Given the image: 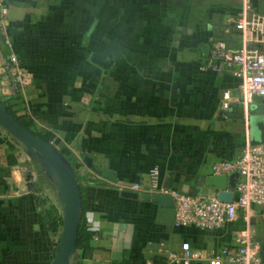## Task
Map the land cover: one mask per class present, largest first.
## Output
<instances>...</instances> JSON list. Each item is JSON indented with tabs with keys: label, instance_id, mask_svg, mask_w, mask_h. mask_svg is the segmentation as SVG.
Instances as JSON below:
<instances>
[{
	"label": "crops",
	"instance_id": "1",
	"mask_svg": "<svg viewBox=\"0 0 264 264\" xmlns=\"http://www.w3.org/2000/svg\"><path fill=\"white\" fill-rule=\"evenodd\" d=\"M0 1L9 39L0 50L15 52L33 76L17 113L29 115L31 129L46 133L79 176L91 236L74 264H173L164 248L179 250L183 241L199 254L191 264H208V252L232 245L242 228L264 257L258 205L218 228L177 226L158 217L173 197L150 189L217 196L206 183L212 162L249 142L248 107L264 100L243 101L239 77L203 65L210 36L240 46L224 27L241 0ZM251 4L264 13V0ZM20 149L0 126V264H49L43 198L52 183L37 164V181H23Z\"/></svg>",
	"mask_w": 264,
	"mask_h": 264
},
{
	"label": "built area",
	"instance_id": "2",
	"mask_svg": "<svg viewBox=\"0 0 264 264\" xmlns=\"http://www.w3.org/2000/svg\"><path fill=\"white\" fill-rule=\"evenodd\" d=\"M8 7L0 1V39L9 42L7 32ZM225 31L235 30L240 46L232 47L225 39L209 37L210 45L203 59V65L216 73L229 71L242 80L240 96L250 101L254 96L264 100V13L254 11L251 0H241L240 8L224 27ZM33 80L32 73L24 69L15 52L7 54L0 50V98L15 103L19 109L26 103L25 88ZM229 90L222 92V107L227 108L230 100ZM25 149H20L15 169L23 174V181L32 184L37 180L33 167L35 161ZM238 171L239 176L233 187L230 201L217 196L195 195L175 188L150 187L167 193L174 200L173 223L177 226L191 225L202 229H213L236 216L239 209L249 210L252 204L260 207V218L264 225V143L247 142L239 155L231 159H217L211 164L212 174H229ZM140 187L139 183L133 184ZM264 232V226H263ZM162 248V247H160ZM168 263L191 264L199 256L187 241L179 250L164 248ZM257 241L247 228L238 229L233 236L232 245H221L211 249L206 255L208 264H264V257Z\"/></svg>",
	"mask_w": 264,
	"mask_h": 264
},
{
	"label": "water",
	"instance_id": "3",
	"mask_svg": "<svg viewBox=\"0 0 264 264\" xmlns=\"http://www.w3.org/2000/svg\"><path fill=\"white\" fill-rule=\"evenodd\" d=\"M242 106L239 105V108ZM226 113V112H224ZM239 117L244 121L242 112ZM249 142L264 143V103L250 104L248 107ZM0 126L24 145L25 151L34 158L43 173L52 183L61 206V228L56 250L49 264H74L77 252V230L82 211V197L79 181L71 160L64 155L59 146L45 140L21 124L0 103ZM239 176L238 171L229 174H210L206 183L213 185L220 200L230 201L233 187ZM123 195L137 197L133 191H122ZM148 197L149 195H141ZM174 200L158 209L159 220L173 222Z\"/></svg>",
	"mask_w": 264,
	"mask_h": 264
},
{
	"label": "trees",
	"instance_id": "4",
	"mask_svg": "<svg viewBox=\"0 0 264 264\" xmlns=\"http://www.w3.org/2000/svg\"><path fill=\"white\" fill-rule=\"evenodd\" d=\"M0 103L21 124L26 126L28 129H30L31 131H33L35 134H37L38 136L42 137L43 139L49 140L48 135L46 133L31 129V127H30L31 118L26 113L18 114L17 113L18 109L17 108H13L15 106V103L11 102L9 99L8 100H4V99H1V98H0ZM32 159L34 160L33 157H32ZM35 163H36V161H35ZM72 164H73V162H72ZM73 166H74V164H73ZM38 167L42 171V169L40 168L39 165H38ZM76 176H77V179L79 180V176L77 174H76ZM43 217H44V219L46 221V225H47L48 230L50 232H55L58 229V227L60 226V224H61V215L58 213V210H57V208L54 205H50L49 207H46L44 209ZM90 236H91V231L88 229V227L85 224V222L83 221V218H82V215H81L80 221H79L78 230H77V249L85 248L88 245Z\"/></svg>",
	"mask_w": 264,
	"mask_h": 264
},
{
	"label": "rangeland",
	"instance_id": "5",
	"mask_svg": "<svg viewBox=\"0 0 264 264\" xmlns=\"http://www.w3.org/2000/svg\"><path fill=\"white\" fill-rule=\"evenodd\" d=\"M10 134V133H9ZM11 135V134H10ZM11 137L13 138V140L15 141V143H17V145L23 149L24 148V145L18 141L15 137H13L11 135ZM33 161V160H32ZM33 167L34 169L36 170L37 174L39 172L38 168H37V165L36 163L33 164ZM37 181V180H36ZM35 183V182H33ZM47 190V192L45 193V198H43L45 201H47V207H49L50 205H54L57 210H58V213L61 215V206H60V201H59V198L57 196V193L53 187V185L50 186L49 185H45L44 186ZM60 228H61V224L60 226L58 227V229L55 231V232H52L51 235H52V238H53V244H54V252L56 250V247H57V241H58V238H59V234H60ZM53 252V254H54Z\"/></svg>",
	"mask_w": 264,
	"mask_h": 264
}]
</instances>
